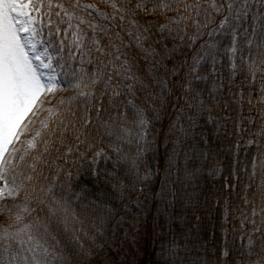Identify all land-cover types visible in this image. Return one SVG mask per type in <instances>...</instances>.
Masks as SVG:
<instances>
[{"label":"snow or ice","instance_id":"6c2138e0","mask_svg":"<svg viewBox=\"0 0 264 264\" xmlns=\"http://www.w3.org/2000/svg\"><path fill=\"white\" fill-rule=\"evenodd\" d=\"M151 27L194 49L160 183L163 193L175 169L180 215L168 216L169 229L191 218L199 229L202 207L222 209L218 246L193 242L189 227L161 245L159 264H264V0H0V264H83L105 247L100 228L88 247L77 235L74 204L85 189L74 190L70 167L121 201L152 191V121L135 97L144 92L155 111L164 89L146 92L122 50L132 38L146 59L154 55L144 47ZM229 125L225 165L199 145ZM108 161L122 176L99 167ZM61 233L71 234L64 246Z\"/></svg>","mask_w":264,"mask_h":264},{"label":"trees","instance_id":"16d2710c","mask_svg":"<svg viewBox=\"0 0 264 264\" xmlns=\"http://www.w3.org/2000/svg\"><path fill=\"white\" fill-rule=\"evenodd\" d=\"M141 24L148 27L144 21ZM149 40L145 42L144 47L151 52L155 49V54L145 58V52L136 48L131 43L132 38H125L124 44L128 47L122 50L130 61L133 72L137 74L143 83L147 85L146 92L151 93L153 97L161 92L163 95L155 99V111L148 108L143 103L145 93L136 92L135 101L141 107L147 110V116L152 121L150 139L154 141L153 151L147 153L145 163L153 170H157V177L149 181L152 191H146L145 194H132L130 198L121 201L116 198V194L102 181L97 180L87 173L86 169L80 170L77 176L76 168L70 167L73 172V187L79 192L81 188L85 189V199L74 204L78 212H81V220L83 224L77 223L76 229L82 230L77 232L80 239L88 247V236L93 235L97 228H100L103 236L96 240L97 244H105L103 249L97 248L89 260L83 264H159L157 253L161 249V245L167 246L168 241L175 235L178 238L182 231H187L189 227L195 224L194 218L187 223H182L179 219H175L171 224V230L168 226V216L175 213L180 215V207L176 200L173 199L172 191L178 186L171 183L175 179V169L173 175L169 178L168 186L161 193L160 183L165 181L164 167L166 166L167 157L171 154L173 147L172 141L180 134L176 131L175 122L179 115V109L183 106L184 101L180 99L183 95L180 84L182 77L191 63V56L194 49L188 46L187 41L181 42L179 39L175 41L167 34L161 36L155 27H151ZM177 45H179L177 47ZM187 62V63H185ZM203 74V73H202ZM163 79L167 81V87L160 84ZM168 89H171L169 92ZM211 129V126H208ZM232 131L231 125L228 126L226 132L220 133V138L211 134L210 143L204 145L201 143L200 148L205 150L219 151L221 153L219 159L227 165L230 160L228 149L229 141L232 139L227 133ZM169 146V153L165 155L164 150ZM180 149L186 151L185 145H179ZM193 155L191 152L188 153ZM243 158V154H241ZM115 156H113V160ZM183 162V155L180 157ZM62 163V161H58ZM100 168H106L109 172L115 171L122 176L118 167H114L112 161L107 164L103 162ZM127 183V180H125ZM200 183L208 186V182L201 180ZM214 183V181H213ZM191 191V189H189ZM160 193V195H156ZM203 200V197H201ZM95 202L99 207L92 208L91 202ZM127 205L125 208L124 205ZM84 206H88L84 211ZM111 208L112 215H106V210ZM203 217L199 229L192 227L190 239L193 242L203 244L204 247L211 251L214 246H218L221 240L222 225V209L220 206L211 207L205 205L197 213ZM103 216V224L99 217ZM55 224L53 228L55 234ZM71 234L64 235L61 233L57 236L61 246L67 244ZM71 247H75L72 245ZM78 258L70 259L69 264H77Z\"/></svg>","mask_w":264,"mask_h":264},{"label":"rangeland","instance_id":"374dc122","mask_svg":"<svg viewBox=\"0 0 264 264\" xmlns=\"http://www.w3.org/2000/svg\"><path fill=\"white\" fill-rule=\"evenodd\" d=\"M168 153V149L166 150V154Z\"/></svg>","mask_w":264,"mask_h":264}]
</instances>
